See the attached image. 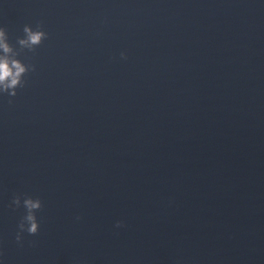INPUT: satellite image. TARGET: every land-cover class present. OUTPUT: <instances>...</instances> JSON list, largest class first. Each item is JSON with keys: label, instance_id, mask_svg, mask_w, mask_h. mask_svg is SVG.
I'll list each match as a JSON object with an SVG mask.
<instances>
[{"label": "water", "instance_id": "95a60500", "mask_svg": "<svg viewBox=\"0 0 264 264\" xmlns=\"http://www.w3.org/2000/svg\"><path fill=\"white\" fill-rule=\"evenodd\" d=\"M0 27L36 67L0 97L4 264H264V0H0Z\"/></svg>", "mask_w": 264, "mask_h": 264}, {"label": "clouds", "instance_id": "9594fccd", "mask_svg": "<svg viewBox=\"0 0 264 264\" xmlns=\"http://www.w3.org/2000/svg\"><path fill=\"white\" fill-rule=\"evenodd\" d=\"M24 34V38L18 40V44L22 50L35 51L48 38L47 33L42 30V26L37 30H33L30 26H25ZM19 56L20 52L9 43L7 30L0 27V97H16L18 89H22L26 85L25 77L30 71H36L35 65L25 64L18 58ZM121 58L126 60V54L121 53ZM13 205L16 209L23 208L25 210L16 233L17 243H22L24 233L32 236L39 234L40 221L37 213L43 208V202L39 198H22L17 195L12 200L10 207ZM116 227L120 228L123 225L118 223ZM0 264H4L2 257H0Z\"/></svg>", "mask_w": 264, "mask_h": 264}]
</instances>
